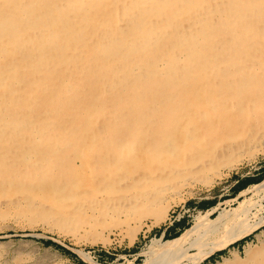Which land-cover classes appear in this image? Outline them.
Segmentation results:
<instances>
[{"label": "bare ground", "instance_id": "6f19581e", "mask_svg": "<svg viewBox=\"0 0 264 264\" xmlns=\"http://www.w3.org/2000/svg\"><path fill=\"white\" fill-rule=\"evenodd\" d=\"M263 136L264 0H0V200L18 220L75 235L94 200L102 217L161 218ZM242 194L152 239L142 264L254 234L264 177ZM232 258L264 264V248Z\"/></svg>", "mask_w": 264, "mask_h": 264}, {"label": "rangeland", "instance_id": "374dc122", "mask_svg": "<svg viewBox=\"0 0 264 264\" xmlns=\"http://www.w3.org/2000/svg\"><path fill=\"white\" fill-rule=\"evenodd\" d=\"M257 139L237 156L240 161L234 167L221 168L220 176L211 184L195 180L179 187L176 197H167V211L158 219L147 216L141 221L126 220L121 213L102 217L101 202L94 200L80 203L78 211L74 212L82 214L84 222L78 234L73 235L41 222L28 225L15 217L11 205L0 200V264H142L143 251L152 239H172L206 211L216 207L210 215L213 218L219 211H231L240 201L250 198V194L240 195V192L264 177V136ZM13 198L10 196L7 200L14 201ZM256 201L260 202L250 209L248 220L253 224L260 219L262 223L254 234L213 252L199 263L196 257L210 249L215 241L189 248L172 256L173 260L162 256L154 264H224V260L233 261L234 251L242 255L248 243L252 250L264 248V212L260 211L263 200ZM89 223L94 225L93 232H87Z\"/></svg>", "mask_w": 264, "mask_h": 264}, {"label": "trees", "instance_id": "16d2710c", "mask_svg": "<svg viewBox=\"0 0 264 264\" xmlns=\"http://www.w3.org/2000/svg\"><path fill=\"white\" fill-rule=\"evenodd\" d=\"M259 181H260V180H259ZM257 182H258V181H257ZM257 182H256V183H257Z\"/></svg>", "mask_w": 264, "mask_h": 264}]
</instances>
